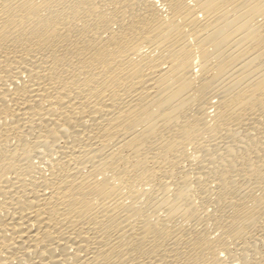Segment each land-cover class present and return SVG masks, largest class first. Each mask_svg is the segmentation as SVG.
<instances>
[{
  "label": "bare ground",
  "instance_id": "1",
  "mask_svg": "<svg viewBox=\"0 0 264 264\" xmlns=\"http://www.w3.org/2000/svg\"><path fill=\"white\" fill-rule=\"evenodd\" d=\"M0 264H264V0H0Z\"/></svg>",
  "mask_w": 264,
  "mask_h": 264
}]
</instances>
